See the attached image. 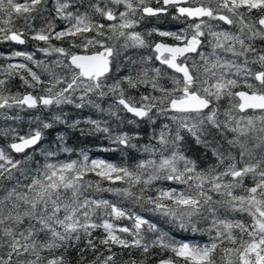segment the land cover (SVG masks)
Listing matches in <instances>:
<instances>
[{
	"label": "snow or ice",
	"instance_id": "snow-or-ice-1",
	"mask_svg": "<svg viewBox=\"0 0 264 264\" xmlns=\"http://www.w3.org/2000/svg\"><path fill=\"white\" fill-rule=\"evenodd\" d=\"M28 40L0 54V264H264V0H0V44ZM57 124L120 162L56 159Z\"/></svg>",
	"mask_w": 264,
	"mask_h": 264
},
{
	"label": "trees",
	"instance_id": "trees-1",
	"mask_svg": "<svg viewBox=\"0 0 264 264\" xmlns=\"http://www.w3.org/2000/svg\"><path fill=\"white\" fill-rule=\"evenodd\" d=\"M20 2H23V0H20ZM49 4L52 3V0H48ZM155 3H153V7H155ZM34 16H36L37 18L35 20H33L31 23L33 24L34 27L39 28L44 26L45 23V18L49 17L50 13L47 9H45L43 11L42 14H37V13H33ZM57 25H62L63 22L62 21H56ZM17 26H23V21L22 20H17L16 21ZM152 27H157L160 28L162 30H177L181 27H183V25L179 24L176 21H173L171 19V15L168 16H162L159 19L157 18H147L146 23H143L140 25V27L137 29L138 31H144L146 29H150ZM152 39L155 40H159L160 38L158 36L153 35V37H151ZM169 43H174V41L168 40ZM38 42L35 41H31L28 40V42L25 45H15V44H8V43H4V44H0V54L2 55H9L12 51L14 50H25L28 52H34L35 48L34 45H36ZM52 43L54 44H62L63 46L67 47L68 45L62 41H53ZM41 46H43V44L41 43ZM131 52H144L145 50H130ZM36 57L40 58V59H44L45 57L43 56L42 53H36ZM54 58V57H53ZM47 59H52V58H47ZM12 62L16 63V62H23L22 60H20L19 58L13 60ZM6 63L5 60L0 59V65H4ZM157 66H159L158 62H157ZM170 71V70H169ZM0 78H3L2 76H0ZM11 91L12 92H16V91H25L24 88L20 87V81L19 79H15L11 85H10ZM30 91V89H29ZM135 94V93H134ZM106 106V105H105ZM65 111L68 113V117L72 118V117H77L78 114L80 116V118H86L87 116L91 115L93 116V118H97V114L94 112V110H89V109H84V110H78L75 109L71 106H64ZM41 111L42 117L45 119H48L50 117V115L52 114V112H59V109H53L52 112L49 111H43V110H39ZM22 116H24L25 121L30 117V114L28 112L22 113ZM105 119H108V117H105ZM16 122L13 121H0V127H4L8 124H14ZM19 128L26 131L27 130V123L23 122V123H19ZM83 126V125H81ZM130 127V126H127ZM145 130L147 129V126H145ZM57 132H64L66 133V138H67V143L73 147L74 151L69 154V153H63L60 152L58 153V156L56 157V159L59 160H65V159H78V153L81 150H85L87 151L90 159H103V160H108L114 163H119V152H110V151H104L105 148L109 147V141L102 138V135H98V136H81L79 134V132H71V130H68L64 127V125L61 124H57L56 127L54 129L49 130V135L47 137V141H55L56 139V133ZM10 140V137L8 138ZM145 140H147V137H144ZM7 140H5L3 137H0V145L6 144ZM192 148H197L198 146H196L195 144H193L191 146ZM203 150H201V154H202ZM190 155H193L195 157L196 153L193 152H189ZM139 155L138 153L133 152V156H137ZM208 159L206 161H204L202 163L201 166H205L207 163H211L214 162V158L211 157V153L209 152L208 154ZM39 158V157H38ZM90 178L92 179H96V177L91 176ZM165 186H167V182H163ZM105 186H107V182H105ZM104 198H108V199H113L115 200L116 197L111 196L108 193H104L103 194ZM122 206H128V205H122ZM137 211H139L140 209H136ZM143 215H145L146 217H151V214L148 212H143ZM154 220H158L159 218L157 217H152ZM238 218V217H237ZM118 224L122 223V224H128L129 221L123 220V221H117ZM162 223V222H161ZM164 227H167V225H162ZM96 235H99V233H96ZM200 240H207V237H197V241L199 242ZM134 255H137L136 253H134ZM91 258V257H90Z\"/></svg>",
	"mask_w": 264,
	"mask_h": 264
}]
</instances>
